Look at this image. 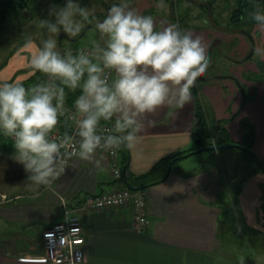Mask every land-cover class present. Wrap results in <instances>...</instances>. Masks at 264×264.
<instances>
[{"label":"crops","instance_id":"obj_1","mask_svg":"<svg viewBox=\"0 0 264 264\" xmlns=\"http://www.w3.org/2000/svg\"><path fill=\"white\" fill-rule=\"evenodd\" d=\"M134 1L141 13L153 16L157 27L176 23L171 14L167 16L165 0ZM181 23L182 28L204 36L210 54L214 29L206 24L186 25L187 20ZM235 34L239 44L244 43L243 35ZM246 35L252 48H257V39L258 49H264V28L255 25L253 32ZM32 42L22 47L33 44L36 49L39 45ZM234 52L241 54L238 48ZM249 58L248 54L244 59H231L229 71L198 78L185 104L166 103L155 113L143 116L138 138L120 150L118 160L125 169L121 180L111 174V157L100 151V166L73 159L67 172L52 185L29 187L22 164L13 159V141L0 136V264H54L46 255L42 232L64 219L66 206L72 213L77 212L83 225L87 244L82 264H223L221 260L229 251L224 241L228 231L225 218L231 219L233 210L237 212L241 207L250 222L263 201L264 172L253 167L237 187V179H231L223 164L224 159L230 165L241 159L232 150L177 158L167 177L140 188L147 193L150 218L144 230L136 228L132 204L90 211L80 210L79 206L88 194L128 186L127 182L140 187L158 180L162 169L154 171L150 180L143 176L161 161L194 150L198 146L193 132L197 101L202 102L213 133L216 125L226 120L224 128L231 141L242 143L247 135L253 136L252 150L264 163V57L257 51L254 58ZM12 62L18 63L16 54ZM250 70L257 77H244ZM37 74L34 70L17 74L8 61L0 67V81L19 79L31 84L43 75L32 79ZM77 94L78 90L68 94L69 106ZM58 130L69 129L61 125Z\"/></svg>","mask_w":264,"mask_h":264},{"label":"clouds","instance_id":"obj_2","mask_svg":"<svg viewBox=\"0 0 264 264\" xmlns=\"http://www.w3.org/2000/svg\"><path fill=\"white\" fill-rule=\"evenodd\" d=\"M261 3L253 0L247 17L264 28ZM86 25L97 33L88 46L73 49L55 38L76 37ZM37 26L48 35L29 64L43 75L31 84L0 81V135L13 141V159L22 164L29 187L52 185L73 159L100 166L99 150L116 155L131 146L141 118L166 103L185 104L210 63L201 33L178 23L157 27L133 0H114L102 18L83 0H65ZM257 51L264 57V49ZM77 90L69 106L68 94ZM61 125L69 131L60 133Z\"/></svg>","mask_w":264,"mask_h":264},{"label":"rangeland","instance_id":"obj_3","mask_svg":"<svg viewBox=\"0 0 264 264\" xmlns=\"http://www.w3.org/2000/svg\"><path fill=\"white\" fill-rule=\"evenodd\" d=\"M165 1L166 3H168L167 16H170L169 14L171 5L170 2H168L167 0ZM191 1L193 0H171L172 3L174 2L177 4V8L175 9L177 15H179L182 20H187L186 25L196 26L206 24V27L214 29V35L212 40L214 41L215 39H218L214 46H212V41L210 46L211 51L209 56V66L206 72L199 74L201 76L198 75L197 80L201 77H203L204 79V76L205 78L211 77L216 73L224 72V70L229 71L231 67L230 65H232L233 63L231 59H244L251 52L252 46H250V43L247 41V35L244 32L237 31L232 27L227 32L213 27V25L208 21V15L206 13H203L204 10L199 4H197L199 1L196 3H190ZM83 2L93 7L95 9V15L102 18L103 15L106 14L109 6L114 2V0H83ZM53 4H55L54 0H36V2L32 4V8H35V10L38 9L37 16H33V19L27 23V26L25 24L20 25L19 30L9 28L8 33L2 36V39L7 38L9 41L0 44V64H2L3 61L8 59L7 61L9 62V65L12 68H16L17 74L23 73L24 70H26L27 72L29 70H33L29 64L30 54L35 50L33 44L27 45L26 48L21 46L18 50L12 53L13 56L10 53L15 48V45H17V43H19L24 36L36 39L34 40L35 43L31 40L27 41L26 43L32 42L38 45L41 40L46 38V36L48 35L46 30L39 28L37 25L40 17H46L48 15L49 9ZM39 6L41 7L40 9ZM224 6L225 2L219 0L215 5V8H217V12H220ZM185 7H189L188 14H186ZM227 17L228 13L224 11L222 17V26L224 27H226V23L228 21ZM84 31L85 33L82 34ZM251 32H253V30ZM235 33H240L243 35L242 37H244V43L239 44V38L236 36ZM54 35L58 41L60 34ZM79 35H81V37L78 41L75 42L63 39V45L72 47L74 49L88 46L90 42L96 38L97 33L92 26L86 25L85 29ZM256 43L257 48H254L255 52H253L254 55L251 57V59L254 58L257 54L256 49H258L259 47V42L257 39ZM234 48H238V50L241 51V54H235ZM15 54L18 63L12 62ZM261 63L264 64V61L261 60ZM23 66L26 68H24ZM249 72L253 73L251 70ZM213 129L214 128L212 127V132ZM230 150L234 151L235 153H238L241 159H238V161L236 160L234 163H231V165L226 161V159H224L223 164L227 168L231 179H237V187H239L243 184L245 180L244 176H246V173L253 167H255L256 164L253 160H245L244 158H246V156L244 155L246 154H244V152L240 148L234 147L221 149V151ZM202 153L208 156L211 152L207 150L203 151ZM189 157L193 156L191 155ZM262 191L263 193L261 199H263V201H261L260 206L257 207L256 218H251V221L249 222L244 212H242L241 207L239 211L237 210V212L233 210V216L231 215L230 217L231 219L225 218L226 224L228 225V231L224 235V241L229 251H227L228 255L223 257V260H221L223 261V264H249L254 262L255 264H264V259L262 258V256H264V184L262 185ZM249 254L251 257L249 256Z\"/></svg>","mask_w":264,"mask_h":264},{"label":"trees","instance_id":"obj_4","mask_svg":"<svg viewBox=\"0 0 264 264\" xmlns=\"http://www.w3.org/2000/svg\"><path fill=\"white\" fill-rule=\"evenodd\" d=\"M185 1V0H184ZM199 1V2H198ZM201 1V2H200ZM219 0H193L190 3H196L201 6V8L204 10L203 13H206L209 16V9L213 10V19L216 25L219 26V28L225 32L230 30V28H234L237 31H241L244 33L250 34L251 31L253 30V27L256 25L254 21L250 20L247 17L248 11L253 8V0H222L225 2V6L223 9H221L220 12H217V8H215V5L217 4ZM36 2V0H0V42H8L9 40L7 38L2 39V36L8 33L9 28L10 29H18L19 26L22 24H25L27 26V23L30 22L33 19V16H37L38 9L35 10V8H32V4ZM65 0H54L55 4H61L64 3ZM205 3L208 5L206 6ZM189 6V5H188ZM261 7H264V3H261ZM173 7V16L174 19H176L177 12H175V9L177 8L176 3L172 4ZM217 7V6H216ZM41 7L39 6V9ZM223 10V11H222ZM228 13V21L226 23V27L222 26L223 22V12ZM189 12V7L186 8V14ZM209 21V19H208ZM210 22V21H209ZM11 26V27H10ZM21 32V31H20ZM23 35V34H22ZM33 40L30 37L24 36L23 39L15 45V48L11 51V55L13 52L18 50L21 46H23L27 41ZM36 40V39H34ZM63 39H59L58 43L63 45ZM62 42V43H61ZM76 49V48H75ZM253 55V54H252ZM250 56V58L252 57ZM210 56V54H209ZM9 58V57H8ZM249 58V59H250ZM7 60L2 62L0 67H3L4 65L7 64ZM261 64V63H259ZM37 76L35 75L32 79H37L38 75H40L39 72H37ZM244 77L246 78H255L253 73L244 74ZM226 120H221L217 125H216V131L213 133L211 130V126L207 117V113L205 111V108L202 104L201 101H197L196 104V111H195V117L193 121V132L195 135V138H201L203 141V144H212V137L215 139L216 144H221L225 142H230L231 138L229 134L226 132L224 125H225ZM2 136V135H0ZM9 138V137H8ZM252 142H253V136L247 135L242 142L243 144L247 145L249 148L252 149ZM123 147V146H122ZM120 148V150L122 149ZM199 146H197L194 149H197ZM193 150V149H192ZM190 150V151H192ZM187 151L186 153L190 152ZM251 160H253L256 164L255 170L261 171L260 167L257 165V160L258 158H254L250 153H248L245 150H242ZM183 154L185 153H179L177 155H174L172 157H169L168 159H165L161 161L153 171H150L148 174L144 175L145 180H150L153 176V172L162 169L163 174L158 180H153L148 183H146L143 186L140 187H146L151 184H155L157 182H160L165 178V175L169 171V162L173 158H180ZM260 161V160H259ZM264 164V163H263ZM140 189V188H139Z\"/></svg>","mask_w":264,"mask_h":264},{"label":"built area","instance_id":"obj_5","mask_svg":"<svg viewBox=\"0 0 264 264\" xmlns=\"http://www.w3.org/2000/svg\"><path fill=\"white\" fill-rule=\"evenodd\" d=\"M74 49V48H73ZM110 126L111 122L101 121ZM60 133L64 131L58 130ZM69 131V130H68ZM212 144L215 139L212 137ZM103 151V149L99 150ZM112 159L111 174L115 180H121L124 169L119 163L120 149L116 155L104 152ZM132 204L136 228L146 229L150 224L147 213V193L143 189H132L128 186L114 188L99 194H88L79 206L80 210H95L99 208L123 206ZM76 213V214H75ZM64 208V219L55 221L42 232V244L47 257L54 264H82L86 258V238L83 225L77 212Z\"/></svg>","mask_w":264,"mask_h":264},{"label":"water","instance_id":"obj_6","mask_svg":"<svg viewBox=\"0 0 264 264\" xmlns=\"http://www.w3.org/2000/svg\"><path fill=\"white\" fill-rule=\"evenodd\" d=\"M209 20H210V23L213 25V27L220 29L219 26L216 25L215 22H214V19H213V10L212 9L209 10ZM246 34H248V33H246ZM248 35H250V34H248ZM63 38H68V35L65 34V33H61L60 36H59V39L61 40ZM71 39L72 40H75L76 38L75 39L74 38H71ZM217 41H218V39H215L213 41V43H212V46H214ZM0 44H2V42H0ZM253 52H254V46H253L251 52L249 53V56L252 55ZM237 83H238L239 86L241 85V83L239 81ZM196 143L199 146L197 149H194V150H192V151H190L188 153H185L181 157H186V156H189V155H192V154H195V153H198V152L207 151V150L208 151H212V150H220V149H224V148H234L235 147V148H240L242 150H245L248 153H250L255 159L257 158V156L254 153V151L251 148H249L247 145H245V144H243L241 142L230 141V142H225V143H221V144L203 145L202 139L201 138H198V139H196ZM176 159L177 158L175 157V158L171 159V161L169 162V171L165 175V177H167L168 174L170 173L171 168H172V165H173V163H174V161ZM256 163L260 167V169L264 172V164L261 161H259V160H257ZM124 171H125V169H124ZM127 185H128V187H130L132 189L142 188V187H136V186L132 185L129 182H127Z\"/></svg>","mask_w":264,"mask_h":264},{"label":"flooded vegetation","instance_id":"obj_7","mask_svg":"<svg viewBox=\"0 0 264 264\" xmlns=\"http://www.w3.org/2000/svg\"><path fill=\"white\" fill-rule=\"evenodd\" d=\"M168 2H170V5H171V7H170V14H171V17L173 16V13H174V11H173V7H172V4L174 3H172L171 2V0H167ZM134 3H135V1L133 0V6H134ZM205 5L207 6L208 4L207 3H205ZM110 7V6H109ZM210 10V9H209ZM209 17V16H208ZM173 18H174V16H173ZM176 23H178L179 24V26H181L182 25V23H181V21H183V20H181V17L179 16V15H176ZM185 21V20H184ZM210 21V20H209ZM219 30H221V29H219ZM85 33V31L82 33V34H84ZM81 34V35H82ZM81 35H78V36H76V37H70V36H68V38H63L64 40H69V41H71V42H75V41H78L79 40V38L81 37ZM71 38H76L75 40H72ZM62 43V42H61ZM62 45V44H61Z\"/></svg>","mask_w":264,"mask_h":264}]
</instances>
